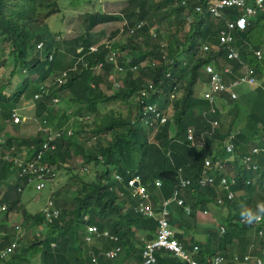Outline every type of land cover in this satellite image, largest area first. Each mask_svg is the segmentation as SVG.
I'll use <instances>...</instances> for the list:
<instances>
[{"label": "trees", "instance_id": "1", "mask_svg": "<svg viewBox=\"0 0 264 264\" xmlns=\"http://www.w3.org/2000/svg\"><path fill=\"white\" fill-rule=\"evenodd\" d=\"M211 1L161 0L155 3L153 0H127L128 3L123 5L125 9L122 6L123 9L117 14L111 13V10L110 12L104 10L102 2V7L94 9L95 13L94 11L85 12L82 20L83 32L79 36L61 41L56 40V35L59 36L60 33H51L45 23L50 16L60 13L59 0H0V57L2 51L4 52V58L0 60V68L10 67V77L15 74L25 76L24 82L15 92L6 93L5 86H0L2 117H8V111L18 103L24 88L36 85L37 81L31 79L33 75H37L40 78L39 82H42L51 76L55 77L65 72L62 84L51 85L48 94L42 96L35 105V117H43L46 104L53 96L59 93L67 94L65 98L69 104L67 109L73 111L71 113L75 117L92 115V132L99 141L109 136L108 141L104 140L97 144V147L93 149L94 152L86 151L77 136L53 141L54 150L43 154H47L43 160L49 164L55 165L56 168L62 167L61 165L65 163L71 152L69 151L71 146H74V155L79 154L84 163L93 162L102 169L95 173L93 180L83 181L77 178L75 182L68 184L65 193L70 195L71 199L62 198L56 203L60 211L57 218L47 223L42 238L39 237L40 235L28 237L24 240V245L19 247V252L11 253L9 256L11 259L22 258L26 254L37 255L41 250L42 264H115V260L107 259L100 254H104L108 249L116 250L117 247H121L122 254L119 258L125 256L124 259H127L126 256L134 255V263L140 262L143 239L151 238L156 227L154 228L153 221L138 215L132 208L124 212V206L117 203L116 194L105 182L112 178L110 177L112 169L123 177L127 176L128 169L130 173L136 172L139 175L143 185L153 189H156L155 179H161L157 190L159 192L153 193V205H159L160 202L171 199L176 189L174 187L178 183L179 174L176 166H181L182 163L178 160L181 151H173L174 146L177 145L173 143L177 139L184 142V148H182L190 154L187 167L181 169L182 177L188 180L194 175H191L192 166H195L194 161L200 156L201 150L195 149L191 141L186 140L185 134L188 127H192L194 133L198 132V128L208 118L201 116L202 112L209 107L207 101L199 102L195 99L194 82L202 65L211 62L216 56L202 55L199 44L207 40L217 42V30L223 25L222 22L211 19L207 14L201 15V10H206ZM128 7L132 9L129 10ZM198 7L201 10L197 9ZM263 17L264 13L258 19L252 20L245 31L236 34L239 40H246L251 45V47L243 45L240 48V59L245 64L253 66L259 76L264 74V68H261L254 59L253 51L259 48L260 43L256 39L253 40L251 35L262 31H257V25ZM117 21L122 22V28L119 31H124L123 42L117 39L113 46L109 41L108 44L99 46L98 43L95 51H91L90 47L94 45L92 29L96 25ZM119 31L115 28L112 32L110 31L107 38L114 39ZM39 42L43 44L41 52H30L34 44ZM62 43H65L67 48L61 49ZM110 48L112 51H109ZM112 55L113 57L109 60V56ZM49 57H51L50 60ZM216 58H220L219 55ZM125 59L128 66L124 63ZM130 66H135L137 73L134 74ZM121 67H125L124 72ZM169 71L172 73L168 74ZM144 78H149L156 86L159 81L166 79L165 85L169 93H180L178 100L173 98L172 112L165 124H160L156 117L145 112L146 115L143 118L146 122L142 124L143 108H141V102L135 99L138 97ZM102 85L105 89H112L111 92L106 95L101 90ZM35 90L36 88L33 92ZM252 94L254 95L251 99L245 100L249 105L247 118L253 123L260 122L264 133V91ZM237 104L238 101H230L229 105L236 110ZM196 105L200 110L192 111ZM218 114V111L214 110L212 119L218 120ZM76 123L80 130L81 121L76 119ZM205 128H208V132L210 131V126L208 127L207 124ZM219 129L226 136L231 134L232 130H237L236 137L242 138L243 135L241 130L233 125L225 128L220 126ZM207 135L208 133H205L202 136V138L205 137L204 148L218 137L216 131L210 136ZM258 135L259 130L253 125L250 137ZM14 138H8L6 147L12 146L13 140H16ZM22 140L17 141L21 143ZM31 141L35 147L29 148V157L34 155L42 144L41 137ZM207 153L208 151L205 152ZM99 156L105 159L104 164L100 162ZM261 164L264 166V159L261 160ZM11 167L12 163L0 159V185L10 180L8 173ZM73 184L75 185L71 190ZM116 184L115 181L113 186L115 187ZM196 184L197 176L191 180L190 186L185 187V199L182 204L183 211H185L183 207L188 209L193 228L184 226L181 228L184 233L174 232L176 240L198 264H214V262L240 264L235 260V255L240 256L243 253L233 251V245L239 243L235 241L239 238V234L238 232L228 234L236 225L232 223L233 218L230 219L232 206L224 200L217 203L214 188L209 186L199 188ZM239 188L249 191L246 192L245 207L247 209L255 210L258 203L264 204V196L260 202L255 203L252 197L255 189L253 186L237 185L233 190ZM60 192L57 191L55 196H58ZM261 193H264V189ZM20 196L21 193L17 191L16 185L8 186L5 192L0 194V202L5 203L6 206L5 219L18 209ZM177 208L180 209V207ZM212 208L214 209L211 211ZM197 211H201L205 216H214L221 223H225V226L227 224L225 233L220 235L217 222L213 228L203 229L196 223ZM169 213L171 216L176 215L173 209ZM261 215L264 216V213ZM238 218H241L240 213ZM23 220L31 221L37 227H42L45 222L40 212L30 214L23 211ZM170 222L172 227L180 226L179 221L174 223V220H171ZM89 226H94L96 230L90 233V241L86 243L85 229ZM259 228L264 229V223ZM1 236L4 237L0 240V249L13 242L7 232ZM258 238L264 247V235ZM73 240H77V250L72 248L75 247ZM15 242L17 243L15 250H17L19 242L18 240ZM51 243H54L53 247ZM87 249H93L94 256L86 254ZM6 259L7 253L0 257V263L12 264L6 262ZM155 261L153 264H186L179 262L174 255L163 251L155 253Z\"/></svg>", "mask_w": 264, "mask_h": 264}, {"label": "clouds", "instance_id": "2", "mask_svg": "<svg viewBox=\"0 0 264 264\" xmlns=\"http://www.w3.org/2000/svg\"><path fill=\"white\" fill-rule=\"evenodd\" d=\"M218 0H212L209 5L207 6L206 10H201V15H208L211 19L218 20L223 23L221 28L217 30L216 33V39L217 42H210V41H204L203 43L199 44V51L202 52V55L205 57L219 55L220 58H216V56L211 60L209 63H205L202 65L200 71L198 72V77L196 78L194 82V96L195 99L199 102L207 101L208 102V109L204 110L202 112L203 117H208L205 121V123L198 128V132L194 133V130L192 127H188L186 130L185 138L188 142L191 141V145L198 151L201 150L199 153L200 156L194 161L195 166H192L193 173L191 175V179H185L182 177L181 169L187 167V161L190 154H187L186 150H184V142L181 140H175L173 144H177L174 146V150L181 151V154L178 158L179 162L181 163V166H176L178 168V183L174 188L175 191L173 192V195L171 196V199H167L164 201H167V204H163L164 201L160 202L159 205H153V198L150 197V193L148 190H150L147 186L143 185L141 182V179L139 175L136 172L130 173L127 169V176L123 177L119 173L116 172V170L110 168V177L112 178L110 180H107L105 183H107L110 188L113 189L114 193L117 197V203L122 204L124 206L123 211L126 212L130 208L134 210L135 213L138 215L149 218L153 221L154 227H156L154 234L149 239H143V246L141 248V260L139 263L134 264H141L144 260L142 254L143 251L146 250V246L153 244V242L157 239L158 233L162 230L160 226V220H164L167 223L168 230L171 231V238L176 240V236L174 235V232H178L180 228L178 226L172 227L171 226V220H174L170 217L168 212V206L170 202L175 200L174 202L182 208V204L185 199V192L186 186H190L191 180L194 179L197 175V169L201 168V172L203 175V179L197 180L196 187L203 188L206 186L215 185V188L213 189L216 194L217 203L222 202L223 200L225 202L234 203L237 196H241L242 198L247 202L246 200V192H249L248 189L239 188L237 190H233L237 185H245V186H253L254 193L252 194L253 199L256 197H263L264 193L262 194L261 191L264 189V166L261 164V160L264 159V146H261L257 143L256 139H261L264 143V133L262 130V127L260 125V122L253 123L249 118H247L248 114V103L245 101L246 98L251 99V97L254 95L252 93L258 92L263 90L264 86L260 83H257L259 80L256 75L258 74L255 71V68L251 65L245 64L240 59V48L243 45H247L251 47L249 43L244 41L237 42L236 37L237 33L243 32L249 27L251 24V21L254 19H258L259 16H261L264 12V8H262V11L247 17V25L243 30H236L234 32H230L231 36V43L229 46L238 53V58H228L227 50L221 49L219 47V32L221 30H226V20L232 19L234 17L240 16L243 13V10L241 7L233 6V7H227L224 8L221 11V14L215 16L212 15L209 12V7ZM252 0H247V4H251ZM264 4V0H263ZM121 30V29H120ZM83 31V28H82ZM63 33V32H62ZM121 33V31H120ZM58 34V33H57ZM59 36L61 34H58ZM79 35V34H78ZM58 37V36H56ZM60 39V37L56 38V40ZM108 44V40L104 39L102 42L98 44ZM206 46L208 49L203 50V47ZM43 47V44L41 42L34 44L35 51L41 52ZM96 45H93L90 47L91 51H95ZM250 50V48H249ZM260 51L261 58L257 59L254 52ZM113 54V53H112ZM254 59L258 62L261 68H264V50L261 51L259 48L253 51ZM113 57V55L110 57L109 60ZM51 57H49V60ZM127 65V61L125 59L124 62ZM218 63V64H217ZM128 66V65H127ZM209 66L212 68L214 72L220 75L222 84L224 85V89L220 91H212L210 81H211V73L206 71V67ZM252 68L253 71V77H254V83H247L242 81L241 79L245 76V68ZM130 69L137 73V68L135 66H130ZM236 69L239 70V73L236 74ZM172 72L169 71L168 74H171ZM65 75V72H61L59 75L55 77H49L46 80L39 82L40 78L36 76H32L31 79H35L37 81L36 83V90L33 92H28L27 88L23 89V93L20 96V100L22 98H29L31 99L32 106L34 107V111L32 113L31 117L21 116L19 112H16V103L14 108H11L8 111V117L4 118L1 115V109H0V117L2 118L0 120V159H3L7 162L12 163L11 171H9L10 180L2 183L0 185L1 187H5V189L2 191L0 190V194L5 192V190L8 188V186L16 185L17 191L19 193H22L23 189L26 186L33 187L36 191H46L47 197L44 201V204L40 207L39 211L43 217H44V224L47 225L49 221L45 219V213L43 211L44 207L46 206L48 201H51L52 208L56 209L59 213L60 209L57 207L56 203L61 201L62 198H67L68 200L71 199L70 195H66L64 193L63 195L55 196L57 191H62L61 189H52L53 182L58 174V171L65 168L66 171L71 173L70 181L65 185L63 188V191L65 192V188L68 184L71 182H75L77 178H81L83 181H90L94 179L95 173L102 169V167L96 165L95 163L91 162L89 164H86L83 162L81 155H74L73 150L74 146H71V151L65 161L64 164H62V167L56 168L55 165L49 164V162L44 161V157L47 155H43L46 152H50L54 150L55 145L53 144V141L56 139L61 138H68L77 136L79 138L80 142L83 144V147L86 151L94 152L93 149L97 147V144L99 142L108 141L109 136H106V138H102L104 140L99 141L97 136L93 135V124H92V115L86 114L82 117H75L71 112V110L66 109L64 111H61L60 114L56 117L58 118L55 122L54 128L47 127V123H51V112L52 108L59 103V100L62 99V96L66 98L67 94L59 93L57 96H53L49 101L48 104H46L45 112L43 113L42 118H36L34 115L36 104L42 99V96H46L49 92V88L51 85H61ZM262 75V74H261ZM264 75V74H263ZM14 76V75H13ZM9 78H11L9 76ZM25 76L22 75V79L17 83L15 86H13V90L9 93L17 91L19 86L24 82ZM165 80L159 81L157 83V86L153 83L152 80L149 78L142 79L141 89L138 91V97L135 100H139L141 102V108H143V115L141 118L142 124L146 122V120L143 118L146 114H150L154 117H156L160 124H165L167 120H169L171 112H172V101L173 98L178 100L180 93H169V90L167 89L165 85ZM262 80L264 78L262 77ZM2 86H5V92L7 93L9 87H11L10 80H7L6 83H2ZM0 85V86H1ZM260 86V90L253 91L249 93V91H244L245 88H254ZM239 89V90H237ZM112 90V89H107ZM242 90V91H240ZM103 91V90H102ZM232 93L235 95V97H232ZM208 94V96H206ZM244 94V95H243ZM107 95V94H106ZM200 95V96H199ZM147 97L149 99L147 100ZM230 101H238V108L235 110L232 106H230ZM202 108V107H201ZM197 110H200V108L196 105L193 107L192 111L197 112ZM214 110L218 111V120L212 119V115ZM144 112L146 114H144ZM244 118L246 122H248V129L244 130L242 127H239L238 124H241V119ZM76 119L81 121L80 130L77 127ZM20 122V127L19 124ZM37 123L36 132L33 136L28 135H16V132H19L20 134L23 133L22 129L27 128L28 124ZM22 123V124H21ZM44 123V124H43ZM205 124L210 126V131L208 132L205 128ZM228 124V125H227ZM229 125H233L236 128H239L241 130V133L243 135L247 136L246 143L242 147H238L237 145V130H232L231 134L226 136L224 132L219 129L220 126L222 127H228ZM258 128L259 135L257 137H250V131L252 130V127ZM6 126L9 127L12 132L10 134H7ZM20 128V129H19ZM14 129V131H13ZM220 130V131H219ZM207 131V132H204ZM215 131L218 134L217 139H213L208 145H203V139L202 136L205 133H208L207 136H210L215 133ZM8 138L15 137L12 143L11 147H6V141ZM13 135V136H11ZM41 137L42 144L41 147L35 152L34 155L29 157V148L35 147L33 144V141L31 139L37 138V140ZM5 139V140H4ZM23 139L20 143V140ZM28 139V141L26 140ZM89 139H93V144L87 145V142ZM183 147V148H182ZM22 150L24 152L17 156L18 153H20ZM208 151L207 154L205 152ZM43 155V156H42ZM67 155V153H66ZM74 155V161L75 166L78 167V171L76 174H72V171H74V168H71L72 166H66L67 161L71 160L70 156ZM100 162L104 164L105 159L102 157H98ZM133 166V165H132ZM135 168H138V166H133ZM196 173V175H195ZM159 179V178H158ZM157 178L154 181L155 186L158 188L160 186V180ZM115 187L113 186L115 184ZM130 182H132L130 184ZM73 184L71 186V190L74 188ZM262 187V188H260ZM120 188H126L128 190V194L125 195ZM138 188H144L146 193H148L149 198L145 200V198L140 197L139 194L136 192ZM60 197V199H59ZM21 200V196H20ZM181 201V203H178V201ZM255 201V199H254ZM21 201L18 204V208ZM255 203H258L255 201ZM4 206V209H0V211H5V203L0 202V207ZM239 206H244V208H239ZM238 206L237 210H233L232 212H239L241 215V218L238 217L235 219L234 216H232L230 219L233 218V225H235L234 229L230 231L228 234L232 235L234 233L239 234V238H237L236 242H241L242 240L247 241V250L242 251L240 256L235 255V260L239 261L240 264H264V247L263 244L258 237H262L264 235L263 228H259V226L264 223V216L261 214L264 213V204L258 203L256 205L255 210L247 209L245 207L244 203H241ZM184 208V207H183ZM21 212V216H23V211H26L25 208L17 209ZM186 216L189 217L187 208H184ZM27 212V211H26ZM201 212V211H197ZM29 213V212H27ZM204 213H207V211H204ZM34 214V213H30ZM58 216V214H57ZM57 216L55 218H57ZM53 218V219H55ZM52 219V220H53ZM51 220V221H52ZM50 221V222H51ZM176 221L180 222V225L182 220H174V223ZM15 223V222H14ZM30 222H26V224H29ZM23 221H20L19 224H15V230L17 232V236H21L22 234H28L30 230H23ZM245 226H251V227H245ZM178 228V229H177ZM220 229V235L222 236L226 228L224 226H219ZM259 230V231H257ZM41 231H45L41 229V226L38 227V231L32 233V235H35L38 237L41 233ZM27 232V233H23ZM263 234V235H262ZM3 235V234H1ZM0 235V236H1ZM90 237V232L87 231V227L85 229V235L84 239L86 240V237ZM257 239V244L254 243V240ZM13 240V239H12ZM177 241V240H176ZM89 241L86 240V243ZM178 242V241H177ZM12 244L14 246L12 247ZM52 247L54 244H50ZM180 245V244H179ZM236 245V244H234ZM233 245V247H234ZM181 246V245H180ZM17 247V243L15 241L11 242L10 245H7L5 248L0 249V253L2 251H6L7 248H11L9 252H14L15 248ZM107 251H112L113 255L108 257L106 255ZM168 252L169 254L174 255L177 260L181 263H187L184 260L180 259L178 256L173 254L171 251L166 250L164 248H154L151 252V255L153 256V264L155 262V253L157 252ZM234 251V250H233ZM259 252V253H258ZM8 253V252H7ZM235 253V251H234ZM122 254V248L117 247L116 250L108 249L105 251L103 256L110 260H115L116 258H119V256ZM94 260H96L94 258ZM93 260V261H94Z\"/></svg>", "mask_w": 264, "mask_h": 264}, {"label": "rangeland", "instance_id": "3", "mask_svg": "<svg viewBox=\"0 0 264 264\" xmlns=\"http://www.w3.org/2000/svg\"><path fill=\"white\" fill-rule=\"evenodd\" d=\"M78 1L79 0H59V7L61 8L60 13L55 14L53 16H50L45 22L46 26H48V30L51 33H62L63 32L62 36H58V37H60L61 39H64V38L70 39V37L78 35L81 33L82 28H80V26L77 24V21L82 24L81 15L84 14L85 12L86 13L92 12L94 9H97L99 7V4L101 6V3L103 2L104 10H108L109 12L111 10V13L117 14L121 11V9L124 7L123 5L127 2L126 0H106V1L105 0H80V2H78ZM153 1L155 3H157V2H160L161 0H153ZM263 8H264V4H263ZM100 9L102 10V8H100ZM78 14H79V16H77ZM115 28L118 29V31H119L120 28H122V22L117 21V22H111V23L96 25L92 29V33H93L92 39H93L94 45H97L98 43L102 42L104 39L108 40L110 42V44L115 43V40H117V39H121V41L123 42V38L125 37L124 31H122L121 34H120V32H118L117 36L114 39H108L107 38L109 35L108 33L110 31L115 30ZM260 30H261V27L259 24L257 31L260 32ZM251 37L253 38V40L256 39L257 42L259 41V43H260L259 49L261 51H263L264 50V31L260 32L259 34L253 33L251 35ZM33 51H35V48L32 47L30 52H33ZM3 54H4V52L2 51V55L0 57V60H2L4 58ZM182 58H183V55H182ZM10 69L11 68L7 67V66H4V68H0V85L2 83H6L7 80H10V82H11L12 86L9 87L8 89H6L8 92H11L13 90V86H15L17 83H19V81L22 79V74H15L11 78H9ZM121 69L124 72L125 67H121ZM115 77H117V74H115ZM262 77L264 78V75ZM35 88H36V85L35 86L30 85L27 88V91L30 93ZM247 89H250V88L247 87ZM101 90H103V92L105 94H109L111 92L110 90L105 89L104 85L101 86ZM237 90H239V89H237ZM148 99H149V97H147V100ZM68 107H69V104L65 100V97L63 95L62 99L59 100V103H57L52 108L51 123L50 124L47 123L46 126L50 127V128H54L53 126L55 125V122L58 119L56 117L60 114L61 111L66 112L65 110ZM16 108H17L16 112H19L21 116H26V117L32 118V113L34 111V107L32 106L31 99L22 98L20 100V102L16 105ZM1 119L2 118L0 117V120ZM17 125H19V127H20V122ZM238 126L242 127L244 130H247L248 129V122H246V120L244 118H242L241 124L240 125L238 124ZM36 128H37V123L30 122L28 124L27 128L25 127L22 129V131H23L22 134H20L19 132H16V131L14 133H16V135L33 136L36 132ZM6 130L8 131L7 134H10L12 132V130L7 126H6ZM13 131H14V129H13ZM6 136H7V138L9 137L8 135H6ZM11 136H13V135H11ZM256 141L261 146H264V143H263V141H261V139H256ZM90 144L91 145L93 144V139L88 140L87 145H90ZM23 152H24V150H22L20 153H18L17 156H20ZM74 158H75V156L71 155L70 156L71 160H68L67 165H66V166H72L71 168H74V171H72V174H76L78 171V167L74 165L75 164ZM70 178H71V173L66 171L65 168L58 171V174H57V176L53 182L52 189L53 190H55V189L60 190L61 189L62 191L59 193V195H63L65 193L63 191V188L70 181ZM4 189H5V187L0 188V190H2V191ZM120 190L125 195L128 194V190L126 188H120ZM46 196H47L46 191H36L33 189V187L26 186L21 193V200H20L21 203H20L18 209L25 208V210L27 212L35 213V212L39 211L40 207L44 204ZM28 199H29V201H27ZM59 199H60V197H59ZM176 206L179 207L175 202H170V204L168 206V212L171 211L170 209H173L175 214L178 216V217L177 216H175V217L171 216V218L174 220H178V219L182 220V222H184L186 227H189V229H192L193 228L192 218L186 216V214H184L185 211H183L181 207H180L181 209H179ZM213 209H211V210H213ZM4 216H5V212L0 211V235L7 232V234L9 236H11L13 241L18 240L19 246H18L17 250H15V251L19 252V247L24 245V240H27L28 237H30V235L32 233L38 231V227L31 221L29 224H26V222L23 220V216H21V212L18 210H15V211H13V213H10L6 219L4 218ZM232 216H234V218L236 219L237 217H239V212H235V213L232 212ZM195 217H196V223H198L203 229L213 228L215 226L214 223H216V222H217V224H220V225H218V227L224 226L225 228H227L225 226V223H221L219 220H217L212 215H211V217H213L214 219H212L209 215L205 216L201 212H197ZM20 221H23V225H22L23 230L27 229V230H30V232L28 234H22L21 236H24V237L19 238L17 236V232L15 230V224H19ZM45 226L46 225L43 224L41 229L45 230ZM41 232H45V231H41ZM3 237L4 236H0L1 239H3ZM39 237L42 238V233L40 234ZM76 243H77V240H75L73 242V245L75 247H72V248H76V250H77V244ZM254 243L257 244V239L254 240ZM11 253L12 252L7 253V259L5 260L6 262L8 261L9 263H12V264H42V262H41L42 260L40 258L41 250H40L39 254H37V255L26 254L22 258L17 257V259H15V258L11 259V257H9L11 255ZM123 254H125L124 250H123ZM122 257H124V256H122ZM126 257H128L127 259L130 260V262H131L130 264H134V255H133V257L131 255L126 256Z\"/></svg>", "mask_w": 264, "mask_h": 264}, {"label": "built area", "instance_id": "4", "mask_svg": "<svg viewBox=\"0 0 264 264\" xmlns=\"http://www.w3.org/2000/svg\"><path fill=\"white\" fill-rule=\"evenodd\" d=\"M233 6H238L241 7L243 10L242 15L234 17L232 19L226 20V30H221L219 32V47L221 49H226L227 50V55L228 58H238V53L234 49H232L229 44L231 43V34L230 32H234L236 30H243L246 25H247V17L255 15L259 12L262 11L263 8V0H252L251 4H247V0H218L215 1L210 7H209V12L212 15H219L221 14V11L224 8L227 7H233ZM199 9V7L197 8ZM208 48L206 46L203 47V50H207ZM255 56L257 59L261 58V53L260 51H255L254 52ZM206 71L211 73V89L212 91H220L224 89V85L222 84L221 77L219 74L214 72L211 67L207 66ZM244 82L247 83H254V77H253V71L252 68H245V76L241 79ZM208 96V94H206ZM232 97H235V95L232 93ZM132 182H130L131 184ZM136 192L139 194L140 197H143L146 199L149 198L148 193L144 190V188H138ZM178 203H181L179 200ZM163 204H167V201H164ZM0 209H4V206H1ZM45 213V219L47 221H51L53 218H55L58 214V211L56 209L52 208V203L51 201H48L46 206L43 209ZM160 226L162 230L160 233L157 235V239L153 242V244H150L146 246V250L143 251V262L141 264H151L153 262V256L151 255V252L154 248H164L166 250L171 251L173 254L178 256L180 259L184 260L185 262L189 264H198L196 261L191 259V257L181 248L179 243L171 238L172 234L171 231L168 230L167 228V223L164 220H160ZM95 227L94 226H89L87 227L88 232H95ZM86 240L90 241V237L87 236ZM14 244H12V247ZM11 248H7L6 251H2L0 253V257H3L7 252H9ZM106 255L108 257L113 255L112 251H107ZM217 262V261H216ZM214 264H216L214 262Z\"/></svg>", "mask_w": 264, "mask_h": 264}, {"label": "crops", "instance_id": "5", "mask_svg": "<svg viewBox=\"0 0 264 264\" xmlns=\"http://www.w3.org/2000/svg\"><path fill=\"white\" fill-rule=\"evenodd\" d=\"M264 13V12H263ZM85 14V13H84ZM84 14H82L81 15V18H82V20H83V15ZM77 16H79V14L77 15ZM260 17V16H259ZM258 17V18H259ZM75 20V19H74ZM77 24L80 26V28H83V25L81 24V23H79L78 21H77ZM259 24H260V27H261V32H263L264 31V28H262V26H264V17L259 21ZM257 28H258V25H257ZM83 31H81V33H82ZM61 35L60 36H62V34L63 33H60ZM93 34V33H92ZM80 35V34H79ZM79 35H75V36H72V37H70V39H68V38H64L65 40H71V39H73V38H75V37H77V36H79ZM56 38H58V37H56ZM64 39H61L60 38V40L61 41H65ZM236 41L237 42H239V41H241V40H239V39H236ZM60 48H67V46L65 45V43H62L61 45H60ZM239 73V70H237L236 69V74H238ZM262 76L263 75H261V76H257L256 75V77L259 79L258 81H257V83H260L261 85H264V80H262ZM261 89V87L260 86H257V87H254V88H251V89H244V91H249V93H251V92H253V91H256V90H260ZM240 91H242V90H240ZM244 95V94H243ZM200 96V95H199ZM248 101V100H247ZM255 129H258V128H255ZM246 140H247V136L246 135H242V138L241 137H238L237 138V145H238V147H242L245 143H246ZM201 168H202V166H200V168L199 169H197V180H201V179H203V175H202V170H201ZM209 187H211V188H215V185H211V186H209ZM150 190H148L149 191V193H150V197L152 198L153 197V193L154 192H159V191H157L158 190V188L156 187V189H153V187H148ZM255 199V201H257V202H260L262 199H263V197H256V198H254ZM241 203H244L245 205L247 204V202L242 198V195L241 196H237V198H236V200H235V202L234 203H231L230 205L232 206L231 208L233 209V210H237L238 209V206L241 204ZM185 226V224H184V222L183 223H181V225L179 226V228H180V230L177 232V234H182V233H184V231L181 229L182 227H184ZM0 240H1V238H0ZM247 241L246 240H242L241 242H239V243H236V245H234V247H233V250L235 251V252H237V251H240V252H242V251H244V250H247ZM93 253H94V250L93 249H87L86 250V254H88V255H93ZM100 255H102L103 256V254H100ZM94 256V255H93ZM125 257V256H124ZM124 257H121V258H116L115 259V261H114V263L115 264H130L131 262H130V260H128V259H124ZM0 264H3V263H0Z\"/></svg>", "mask_w": 264, "mask_h": 264}, {"label": "bare ground", "instance_id": "6", "mask_svg": "<svg viewBox=\"0 0 264 264\" xmlns=\"http://www.w3.org/2000/svg\"><path fill=\"white\" fill-rule=\"evenodd\" d=\"M126 1H127V0H126ZM127 3H128V2H127ZM130 5H131V3H130ZM99 6H100V5H99ZM101 7H102V6H101ZM129 7H130V6H129ZM129 7H128V8H129ZM132 7H133V6H132ZM132 7L129 8V10L132 9ZM122 9H123V8H122ZM122 9H121V10H122ZM124 9H125V7H124ZM126 10H127V9H126ZM126 10H125V11H126ZM89 11H90V10H89ZM93 11H94V10H93ZM91 13H92V12H91ZM94 13H95V11H94ZM134 13H135V12H134ZM97 14H98V13H97ZM129 17H130V16H129ZM139 17H140V16H139ZM139 17H138V19H139ZM136 19H137V18H136ZM104 20H106V18H104ZM130 20H131V19H130ZM111 32H112V31H111ZM119 32H120V31H119ZM108 34H110V32H109ZM120 34H121V33H120ZM140 36H141V35H140ZM108 39H109V38H108ZM112 42H113V41H112ZM90 45H92V44H90ZM111 46H113V45L111 44ZM114 46H117V45H114ZM108 48H109V47H108ZM119 48H120V47H119ZM61 49H62V48H61ZM82 49H83V48H82ZM88 50H89V49H88ZM109 51H112L111 48H110ZM106 52H107V51H106ZM109 53H110V52H109ZM77 54H79V52H78ZM75 55H76V54H75ZM75 55H74V56H75ZM68 56H69V55H68ZM83 56H84V55H83ZM83 56H82V57H83ZM114 56H115V54H114ZM115 59H116V58H115ZM96 68H97V67H96ZM109 73H110V72H109ZM116 84H117V83H116ZM84 107H85V106H84ZM148 116H150V115H148ZM52 126H53V125H52ZM72 142H73V141H72ZM73 143H74V142H73ZM75 143H76V141H75ZM77 143H79V142H77ZM80 144H81V143H80ZM76 147H77V145H76ZM79 147H80V146H79ZM103 147H104V146H103ZM105 147H106V145H105ZM82 148H83V147H82ZM80 149H81V148H80ZM66 150H67V148H66ZM67 151H68V150H67ZM7 181H8V180H7ZM46 197H47V196H46ZM27 201H29V199H28ZM66 203H68V202H66ZM214 205H215V204H214ZM239 208H243V206H239ZM180 209H181V208H180ZM183 209H184V208H183ZM212 209H213V208H212ZM170 210H171V209H170ZM170 210H169V211H170ZM189 211H190V210H189ZM211 211H212V210H211ZM190 212H191V211H190ZM190 212H189V213H190ZM169 214H170V213H169ZM184 214H185V213H184ZM221 214H222V213H221ZM227 214H228V212H227ZM86 216H87V215H86ZM175 216H177V215H175ZM175 216H174V217H175ZM219 216H220V215H219ZM170 217H171V215H170ZM177 217H178V216H177ZM226 218H227V217H226ZM186 220H187V219H186ZM151 221H152V220H151ZM214 224H215V223H214ZM219 225H220V224H219ZM153 226H154V225H153ZM153 226H151V227H153ZM226 227H227V224H226ZM154 228H155V227H154ZM148 229L151 230L152 228H148ZM145 230H146V229H145ZM152 230H153V229H152ZM193 233H194V232H193ZM145 237H146V236H145ZM196 248H197V247H196ZM125 253H126V252H125ZM165 253H166V252H165ZM158 254H159V253H158ZM167 254H168V252H167ZM206 256H207V255H206ZM193 257H194V256H193ZM156 260H157V258H156ZM193 260H194V259H193ZM157 261H158V260H157ZM155 262H156V261H155ZM157 263H158V262H157ZM186 264H187V263H186Z\"/></svg>", "mask_w": 264, "mask_h": 264}]
</instances>
